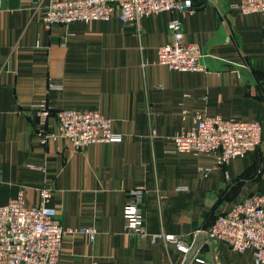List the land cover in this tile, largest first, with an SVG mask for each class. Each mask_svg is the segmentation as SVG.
I'll list each match as a JSON object with an SVG mask.
<instances>
[{"label":"crops","instance_id":"0c3cea01","mask_svg":"<svg viewBox=\"0 0 264 264\" xmlns=\"http://www.w3.org/2000/svg\"><path fill=\"white\" fill-rule=\"evenodd\" d=\"M191 1L190 14L159 13L138 26L113 18L49 30L41 25L36 0L2 1L0 205L20 187L35 204L37 188L48 184V204L62 226L96 229L93 242L66 236L59 264H254L250 253L209 242L200 231L238 200L264 192L262 159L252 156L264 147V14L239 13L231 7L237 0ZM172 17L182 20L184 41L201 47L204 71H172L157 63ZM39 104L50 111L44 124ZM61 108L98 110L112 119L121 142L41 145L36 133L55 129ZM183 109L259 121L261 144L223 165L211 155L166 153L170 136L189 122ZM137 187L144 189L146 230L177 236L188 252L126 232L123 207Z\"/></svg>","mask_w":264,"mask_h":264},{"label":"built area","instance_id":"2783aa9c","mask_svg":"<svg viewBox=\"0 0 264 264\" xmlns=\"http://www.w3.org/2000/svg\"><path fill=\"white\" fill-rule=\"evenodd\" d=\"M0 0V7L2 5ZM43 9L41 25H68L75 21L106 22L116 18L122 25L138 26L141 19L159 13L194 11L191 0H36ZM232 8L243 15L264 14V0H237ZM170 40L156 49L157 63L172 71L197 73L204 71L201 47L184 41L182 20L172 17L167 22ZM60 88L59 84H50ZM38 118L46 123L50 111L44 104L36 106ZM189 122L170 136L169 154L211 155L218 165L243 158L262 141L259 121L209 114L204 109L182 110ZM56 128L40 130L36 137L41 145L48 141L67 140L73 147L118 143L122 134L112 129V119L94 109L61 108L55 113ZM154 131H152V134ZM34 170L43 167L30 165ZM206 175L207 170L199 167ZM51 185L37 188V202L28 204L26 190L20 187L14 197L0 205V264H59L63 241L68 235H84L90 242L96 236L93 227H64L56 210L48 202ZM144 189L130 191L123 207L125 230L128 234L151 244L173 243L189 251L174 235L150 233L146 230L141 211ZM205 232L209 242H221L236 253H250L254 264H264V192L253 193L235 202L227 211L217 215ZM200 264H214L200 260Z\"/></svg>","mask_w":264,"mask_h":264},{"label":"rangeland","instance_id":"374dc122","mask_svg":"<svg viewBox=\"0 0 264 264\" xmlns=\"http://www.w3.org/2000/svg\"><path fill=\"white\" fill-rule=\"evenodd\" d=\"M36 11L38 12V15L41 17L43 9L37 5L36 6ZM252 156H254V157L259 156V158L262 159V163H261V167L260 168L263 170L264 169V147L262 148V146H261V147L257 148L253 152Z\"/></svg>","mask_w":264,"mask_h":264}]
</instances>
